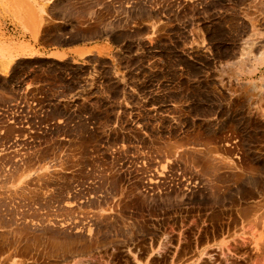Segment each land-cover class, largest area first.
<instances>
[{
    "label": "rangeland",
    "instance_id": "obj_1",
    "mask_svg": "<svg viewBox=\"0 0 264 264\" xmlns=\"http://www.w3.org/2000/svg\"><path fill=\"white\" fill-rule=\"evenodd\" d=\"M1 1L0 264H264V0Z\"/></svg>",
    "mask_w": 264,
    "mask_h": 264
},
{
    "label": "crops",
    "instance_id": "obj_2",
    "mask_svg": "<svg viewBox=\"0 0 264 264\" xmlns=\"http://www.w3.org/2000/svg\"><path fill=\"white\" fill-rule=\"evenodd\" d=\"M17 1L19 3L29 2L28 0ZM3 4L4 2L0 0V21L3 23L6 33L10 35L14 41H23L24 43L28 41L30 47H28V45H20L15 49H10L6 46H0V65L10 66L15 59L20 57H52L57 59L70 58L81 62L80 59L91 54L92 51L103 54L109 50V46L102 47L105 44H108V42L103 39L66 45H58L55 42H46L43 40L44 30L48 26L57 27L58 24H47L43 26V23L40 20L35 28V34L38 37V40L35 42L31 38L30 33L23 29L17 18L14 17L10 11L4 10L5 12H3ZM32 5L33 4L30 3V10L33 8ZM38 8L43 11V6L39 5Z\"/></svg>",
    "mask_w": 264,
    "mask_h": 264
},
{
    "label": "bare ground",
    "instance_id": "obj_3",
    "mask_svg": "<svg viewBox=\"0 0 264 264\" xmlns=\"http://www.w3.org/2000/svg\"><path fill=\"white\" fill-rule=\"evenodd\" d=\"M248 226H249V225H248ZM254 234H255V233H254ZM263 237H264V236H263ZM247 238H248V237H247ZM234 240H235V239H234ZM237 240H238V239H237ZM238 241H239V240H238ZM263 241H264V238H263ZM263 241H262V242H263ZM246 242H247V241H246ZM240 243H241V241H240ZM240 243H239V245H240ZM257 243H258V242H257ZM236 244H237V243H236ZM245 244H246V243H244V245H245ZM248 244H249V243H248ZM258 244H260L259 246H262L264 243L261 244V242H260V243H258ZM227 245H229V244H227ZM241 245H243V244H241ZM254 245H255V244H254ZM230 246H231V245H230ZM255 246H256V245H255ZM231 247H234L233 244H232ZM235 247H236V246H235ZM235 247H234V248H235ZM241 247H243V246H241ZM257 247H258V246H257ZM257 247H256V248H257ZM228 248H229V247H228ZM236 248H237V247H236ZM246 248H247V247H246ZM232 249H233V248H232ZM232 249H231V250H232ZM254 249H255V248H254ZM258 249H259V248H258ZM252 250H253V249H252ZM232 251L235 252L234 250H232ZM232 251H231V252H232ZM245 251H246V250H245ZM245 251H244V252H245ZM257 251H258V250H257ZM217 252H218V251H217ZM223 252H224V251H223ZM244 252H242V253H244ZM248 252H249V251H248ZM255 252H256V251H255ZM221 253H222V252H221ZM223 254H224V253H223ZM225 254L227 255V251L225 252ZM225 254H224V255H225ZM245 254L247 255V253H245ZM249 254H250V253H249ZM226 255H225V257H227ZM231 255H232V254H231ZM231 255H230V256H231ZM251 255H252V254H251ZM244 256H245V255H244ZM249 256H250V255H249ZM260 256H263V255H260ZM260 256H259V257H260ZM228 257H229V256H228ZM228 257H227V260H228ZM231 257H232V256H231ZM233 257H234V256H233ZM255 257H256V259L258 258L257 256H255ZM234 258H235V257H234ZM244 258H246V257H244ZM244 258H243V259H244ZM263 258H264V257H263ZM220 259H221V258H220ZM231 259H233V258H231ZM260 259H261V257H260ZM216 260H217V259H216ZM246 260L248 261V259H246ZM251 260H252V259H251ZM251 260H250V261H251ZM258 260H259V259H258ZM211 261H212V260H211ZM221 261H222V260H221ZM228 261H229V260H228ZM228 261H227V263H228V264H231V261H232V260L230 261V263H229ZM233 261H234V260H233ZM233 261H232V262H233ZM239 261H240V260H239ZM250 261H249V262H250ZM256 261H257V260H256ZM222 262H223V261H222ZM243 262H244V260H243ZM245 262H246V261H245ZM249 262H248V263H249ZM258 262H259V261H258ZM258 262H257V263H258ZM260 262H261V261H260ZM215 263H216V262H215ZM224 263H225V262H224ZM237 263H238V262H236V264H237ZM261 263H262V262H261ZM221 264H223V263H221ZM233 264H234V263H233Z\"/></svg>",
    "mask_w": 264,
    "mask_h": 264
}]
</instances>
